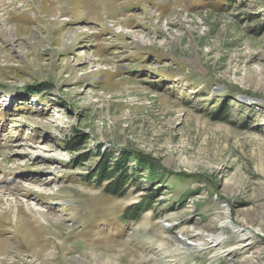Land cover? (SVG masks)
<instances>
[{
  "label": "rangeland",
  "instance_id": "rangeland-1",
  "mask_svg": "<svg viewBox=\"0 0 264 264\" xmlns=\"http://www.w3.org/2000/svg\"><path fill=\"white\" fill-rule=\"evenodd\" d=\"M6 1L0 264H264V0Z\"/></svg>",
  "mask_w": 264,
  "mask_h": 264
},
{
  "label": "trees",
  "instance_id": "trees-1",
  "mask_svg": "<svg viewBox=\"0 0 264 264\" xmlns=\"http://www.w3.org/2000/svg\"><path fill=\"white\" fill-rule=\"evenodd\" d=\"M221 113V108L217 110V114ZM80 141L71 139L67 149L77 150L80 147ZM96 155L98 160L95 164L94 169L91 172V178L94 179L98 184L105 182L104 191L113 196H123L128 186L134 185L131 181L130 170L128 167L129 155L122 153L120 156H116L109 151L100 153L99 147L97 148ZM82 160H87L88 155H81ZM80 157V158H82ZM145 162V160H144ZM132 184V185H131ZM148 199L147 201H149ZM146 201V202H147ZM144 201L143 203L146 204ZM138 203L124 208L121 214L123 221L137 220L140 215L148 209V204Z\"/></svg>",
  "mask_w": 264,
  "mask_h": 264
},
{
  "label": "bare ground",
  "instance_id": "bare-ground-1",
  "mask_svg": "<svg viewBox=\"0 0 264 264\" xmlns=\"http://www.w3.org/2000/svg\"><path fill=\"white\" fill-rule=\"evenodd\" d=\"M2 2L3 3H9V4H11V3H13V2H7L6 0H0V10H3L4 11V9L1 7L2 6ZM10 28H8V30H9ZM17 207V206H16ZM18 208V207H17ZM27 211H28V213H29V215H31V217L29 216V218H33V219H35V218H41L42 220H44L45 219V215H44V213H42L41 211H36V210H32V209H28L27 208ZM48 218V217H47ZM45 220H47V219H45ZM198 244V243H197Z\"/></svg>",
  "mask_w": 264,
  "mask_h": 264
}]
</instances>
